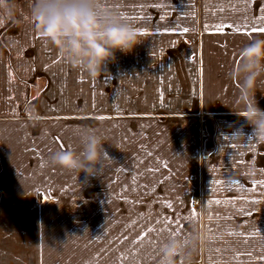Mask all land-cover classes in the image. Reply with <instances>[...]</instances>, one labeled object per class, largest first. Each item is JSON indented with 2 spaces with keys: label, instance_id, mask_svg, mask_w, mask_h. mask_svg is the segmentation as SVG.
<instances>
[{
  "label": "crops",
  "instance_id": "0c3cea01",
  "mask_svg": "<svg viewBox=\"0 0 264 264\" xmlns=\"http://www.w3.org/2000/svg\"><path fill=\"white\" fill-rule=\"evenodd\" d=\"M262 17L240 18L234 31L217 30L218 47L188 49L175 74L177 61L172 59L165 64L169 69L156 70L159 88L171 86L164 96L150 95L152 85L138 86L146 93L139 98L163 116L160 122H151L148 113L136 126L140 118L106 114L107 129V123L115 121L107 135L111 145L105 152V176L91 178L89 204L93 220L106 216L110 240L100 246L107 249V264H131V242L153 249L147 257L160 259V246L173 239L172 233L186 244L194 233L202 238L195 250L179 255L176 264H264V140L243 117L251 97L232 74L241 49L251 38H264V33L244 34L264 26ZM203 20L220 23L222 17ZM10 23L11 17L0 15V29ZM6 32L4 47L0 44V264L51 263V253L43 261L42 227L51 217L67 216L79 217L82 225L81 186L47 163L49 153L61 149L50 137L63 143L60 121L65 117L51 119L47 102L34 95L38 83L33 68L14 43L27 32ZM198 36L202 44L208 43L203 34ZM212 56L215 64H210ZM19 72L24 74L21 79ZM262 81L264 74L258 78L255 99L264 110ZM130 135H136L132 149ZM141 231L140 236L131 235ZM81 242L59 243L53 255L68 256L63 261L67 264L79 262ZM68 248L74 250H62Z\"/></svg>",
  "mask_w": 264,
  "mask_h": 264
},
{
  "label": "rangeland",
  "instance_id": "374dc122",
  "mask_svg": "<svg viewBox=\"0 0 264 264\" xmlns=\"http://www.w3.org/2000/svg\"><path fill=\"white\" fill-rule=\"evenodd\" d=\"M14 2L16 8L11 16L12 23L6 26V30H17L19 34L27 32L26 36L25 34L20 36L14 43L18 47L19 54L25 55L23 57L33 68L32 78L34 83H38L34 95L42 97L47 102L51 119L65 117L64 122L60 121V126L64 127L65 134L63 143L56 136L50 138L60 143L61 149L75 150L78 147L74 140L75 132L84 127L97 128L102 130L107 138L104 144L105 152L106 148L111 145V137L107 136L108 130L112 127L111 123L115 122L110 120L107 123L109 125L107 129L106 114L110 117L125 114L130 118H140V121L135 120L136 126L143 122L144 115L146 116L148 113L151 122L154 120L160 122V119H163V116H158V113L156 114L152 109L153 104H146L143 101L144 98H139L146 97L144 88L139 89V85H143L147 89L152 85L153 88L149 89L152 90L149 91L150 95L153 96L156 93L159 97L164 96L167 93V88L171 86L165 84L160 89L161 80H157L155 73L158 70L169 69L165 65L166 63L171 59L177 61V66L173 68V74H175L184 65L188 49L197 46L198 49H202L207 44L213 48L218 47L221 40H216L218 38L217 25H223L225 31H234L240 18H249L254 14L264 15V6L261 5V0H255L252 7L250 6L251 0H102L104 7L117 10L121 17H128V19H122L136 27L139 32L146 34L140 35L144 41L137 45L132 52L117 53L116 61L107 65L106 72L96 79H91L82 71L68 66L58 51L40 36L29 16L31 0H14ZM213 3L220 8L214 7ZM240 3L242 6L239 5ZM15 15L17 23L13 22ZM210 16L222 17V22L203 20ZM133 17L135 19H132ZM196 21L200 23L197 24ZM184 28L189 31L183 32ZM6 30L5 27L0 29V44L2 46L5 43L2 37L7 33ZM199 33L205 36V42L208 43L202 44L201 37L198 36ZM210 58V64L211 62L215 64L216 57ZM149 71L154 73L149 76ZM23 75L19 72V79ZM139 76L142 79L140 82ZM157 85L158 88L154 89ZM100 117H104V119H100ZM147 135L146 139L154 137ZM129 139V146L132 149L136 145V135H130ZM132 158H134L133 155ZM106 164L102 168L100 176H105ZM55 172L75 180V185L81 186L82 198L78 201H81L82 204L80 208L82 225H79V217L75 216L51 217L49 223L46 225L44 223L40 243L47 253L42 254L43 261L51 253L50 259L53 262L46 261L41 264H67L63 261L68 259V256H54L53 253L58 252L59 243L72 246L77 245L79 240L82 241L81 257H76V261L79 260V262L68 264H107V261L109 262L105 255L107 249L100 245L101 242L106 243L107 240H110L111 233L107 231L106 216L102 215V220L98 219L97 222L93 220L95 216L91 214L89 204L92 177H87L85 173H80L79 176L69 174L60 168H56ZM63 201L69 204L75 202L67 199ZM96 223L99 226L97 232L95 231ZM141 234L142 231L131 232L133 236ZM136 245L131 242L129 259L131 264H152L155 261H160V259H152L151 256L147 257V251L153 249L137 248ZM62 250L66 252L74 250V248ZM89 257L91 262H89Z\"/></svg>",
  "mask_w": 264,
  "mask_h": 264
},
{
  "label": "clouds",
  "instance_id": "9594fccd",
  "mask_svg": "<svg viewBox=\"0 0 264 264\" xmlns=\"http://www.w3.org/2000/svg\"><path fill=\"white\" fill-rule=\"evenodd\" d=\"M15 8L14 0H0V15L11 17ZM29 16L40 36L63 61L91 79L105 73L107 65L116 61L117 53L128 54L144 41L136 27L125 22L117 10L104 7L102 0H31ZM239 55L240 63L232 74L251 97L243 117L255 136L264 140V110L255 99L258 78L264 74V38H251ZM106 139L100 129L80 128L74 134L78 147L49 153L47 163L69 174L100 177L108 159ZM201 239L194 233L190 244L179 238L166 241L159 249V264H176V258L189 249L195 250Z\"/></svg>",
  "mask_w": 264,
  "mask_h": 264
},
{
  "label": "snow or ice",
  "instance_id": "6c2138e0",
  "mask_svg": "<svg viewBox=\"0 0 264 264\" xmlns=\"http://www.w3.org/2000/svg\"><path fill=\"white\" fill-rule=\"evenodd\" d=\"M122 18H123V19H128V17H122ZM132 19H135V18L133 17ZM262 19H264V17H262ZM229 27H231V26H229ZM216 28H217L218 31H222V29H223V25H217ZM188 31H189V29H187V28H184V29H183V32H185V33H187ZM238 31H239V29H238ZM255 32L264 33V26L259 27V28H257V27H253V28L251 29V32H245L244 34H245V35H251L252 33H255ZM139 34H140V35H145L146 33H144V32H139ZM100 119H104V117H100ZM217 183H219V181H217ZM261 183L264 184V181H262ZM215 203L218 204V203H220V201H215ZM165 230H167V229H165ZM149 231H155V229H149ZM171 235H172V237H173V239H174L175 236L178 235V234H177V233H172ZM142 239H143V238H142ZM185 243H187V241H185Z\"/></svg>",
  "mask_w": 264,
  "mask_h": 264
},
{
  "label": "built area",
  "instance_id": "2783aa9c",
  "mask_svg": "<svg viewBox=\"0 0 264 264\" xmlns=\"http://www.w3.org/2000/svg\"><path fill=\"white\" fill-rule=\"evenodd\" d=\"M194 205V203H192Z\"/></svg>",
  "mask_w": 264,
  "mask_h": 264
}]
</instances>
